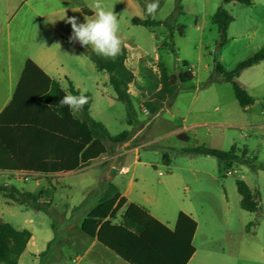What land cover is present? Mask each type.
<instances>
[{
	"label": "rangeland",
	"instance_id": "obj_1",
	"mask_svg": "<svg viewBox=\"0 0 264 264\" xmlns=\"http://www.w3.org/2000/svg\"><path fill=\"white\" fill-rule=\"evenodd\" d=\"M144 1L141 3L144 11L139 12L122 0L105 4L106 10L118 15L122 46L141 49V56L131 53L127 57L135 75L130 86L135 116L130 124L126 121L124 104L115 99L108 74L97 71L82 48L70 44L66 38L58 60L74 88L91 95L89 114L94 120L101 122L111 135L126 131L130 137L138 131L133 144H147L139 149L141 162L146 165H133L132 154L125 158V165L130 168L125 178L133 175L137 193H143L168 217L189 207L193 211L197 221L193 239L196 253L189 264H264V128L255 127L264 123V60L244 69L237 78L254 99V104L246 110L238 105L231 85L213 73L214 60L223 71H230L264 48V0H251L249 5L237 2L222 5L233 20L221 46L210 20L221 0H159L154 15L146 12L152 0ZM134 15L160 23L154 27L133 25L130 20ZM42 24L34 25V30L41 32L43 28L45 32L44 21ZM34 44L50 52L56 49L51 38L38 39ZM158 63L168 74L186 70L182 69L186 63L193 77L178 83L173 100L150 114L145 103L157 87ZM209 78L213 80L209 82ZM62 86L67 88L66 80ZM185 125L191 128L186 132L189 138L184 140L173 132ZM107 144L109 152L114 154L122 143ZM196 145L224 151L232 146L238 151L246 148L247 158L255 167L243 161L223 162L209 155L181 152ZM164 154L169 158L168 163L162 160ZM98 170L91 163L64 176L53 202L48 200V191L37 184L36 177L19 176L21 180H10L16 188L34 192L41 209H36L30 200L22 205L8 203L0 194V220L17 229H32L41 244L48 234H54V249L36 260L27 255L21 264H48L58 253L69 254L66 245L60 249L65 237L64 203H68V197L78 201L82 191L95 182ZM228 170L231 174L226 175ZM235 179H242L258 193L257 211L247 212L240 207ZM93 201L96 198L90 194L83 206ZM70 215L68 212L66 218L73 217Z\"/></svg>",
	"mask_w": 264,
	"mask_h": 264
},
{
	"label": "trees",
	"instance_id": "obj_2",
	"mask_svg": "<svg viewBox=\"0 0 264 264\" xmlns=\"http://www.w3.org/2000/svg\"><path fill=\"white\" fill-rule=\"evenodd\" d=\"M230 2L251 4V0H221L210 18L219 35L218 46L225 42L228 24L233 20L222 7ZM130 21L134 25L149 27L160 23L137 17H132ZM79 47L84 50L97 71L108 74V83L115 93V99L124 104L126 121L130 124L135 110L128 86L134 75L126 66L125 48L122 47L121 54L116 59H105L90 47ZM261 60H264V48L240 61L230 71H223L214 60L213 73L221 75L222 80L231 85L238 105L244 110L253 105L254 99L237 78L244 69ZM182 69L186 70L168 74L161 63L157 64L159 86L145 103L150 114L173 100L178 83L192 79L193 72L186 63L182 64ZM212 80L209 78V82ZM69 93L81 94L70 81L67 88L63 89L58 81L48 76L32 59L25 60L12 97L0 111V171L39 174L47 179L54 173L83 168L107 153V142L121 144L127 139L126 131L111 135L101 122L90 116L89 93H83L89 97V103L84 105L78 116L72 114L67 106H60L58 101ZM176 137L187 139L181 133ZM181 152L209 155L223 162L243 161L249 167H255L247 158L246 148L238 151L232 146L224 151L196 145L182 149ZM162 160L168 163L169 158L164 154ZM235 187L240 195V207L247 212L257 211L258 193L252 191L242 179H235ZM0 194L8 201L20 205L30 200L36 209H41L36 194L3 185H0ZM117 215L119 220L114 222ZM196 228L197 222L180 211L174 229H169L143 206L128 203L120 195L119 189L110 182L106 183L100 199L81 223L84 234L95 238L127 264H186L195 251L192 239ZM30 237L29 230L17 229L0 220V264H18L19 256ZM52 242L50 240L47 243L39 257L49 252Z\"/></svg>",
	"mask_w": 264,
	"mask_h": 264
},
{
	"label": "crops",
	"instance_id": "obj_3",
	"mask_svg": "<svg viewBox=\"0 0 264 264\" xmlns=\"http://www.w3.org/2000/svg\"><path fill=\"white\" fill-rule=\"evenodd\" d=\"M113 1L114 0H102L104 6L105 4H112ZM122 1L130 5V7L135 10V12H139L141 9L144 11L143 8L145 7H143L141 4L145 2L144 0ZM93 4L94 0H0V111L10 101L20 77L23 64L27 58L32 59L48 76L58 81L61 88L64 89L62 86V82L64 80L67 81L68 86V82L70 80L66 76L63 66L58 60L59 52L63 51V42L72 34L71 26L66 23V18L75 16L79 18V21L84 20V17L93 18ZM179 11V13L183 12L181 7ZM132 17H137L139 19H151L141 18L136 15ZM43 21L45 23V32L43 31L44 34L42 32L43 28L41 29V32H38L34 30L33 27L37 24L43 25ZM49 38H51L54 44H56V49H53L51 52L47 48H39V45L34 44V42L38 39L47 40ZM74 43L77 47L80 46L78 41ZM34 45L36 46L34 47ZM122 47H124L126 51V66L131 70V68L128 66L129 64L127 57L131 53L141 56V49L139 47V50H135L130 48L128 45H123ZM133 81L128 86L129 94L130 86ZM158 86L159 84L157 79V87L155 88V91L158 89ZM262 113H264V110H262ZM78 114L79 112L75 115L78 116ZM255 127L262 129L264 128V123H261ZM189 128H191V126L185 125L184 127L174 131L173 134L176 136L177 134L181 133L188 139L189 137L187 136L186 132ZM137 132L133 136L127 137V139L121 145L117 146L114 154H111L108 149L105 155L91 162L93 166L99 168L98 176L92 186H88L84 191H82L81 197L78 201L74 202L71 197H66L68 199V203H64L66 206V211L64 214L66 225L63 228L65 237L63 238L62 242H60V249L61 245L62 247L66 245L70 252L65 256L61 253L56 254L54 258L50 259L48 264H69V262L71 264H127L117 255L101 245L95 238L87 236L81 230V223L84 217L88 211L98 202L106 187V183L108 182L114 184L119 189L120 195L123 196L128 203L133 202L143 206L154 218L171 230L175 227L177 215L180 211L188 214L196 221L195 215L190 207L188 210L181 209L175 212L172 216L168 217L165 211L160 210L157 206H155L154 203L145 198L143 193H137V190H135L137 183L133 180V175H130V177L127 179L125 178V176H127V174L130 172L129 165H125V158L128 155L132 154L133 165L147 164L145 162H141L139 153V149L144 148L147 144H133V139L137 136ZM85 167H88V165ZM85 167L71 172L54 173L49 175L47 179L45 176L39 174L27 175L16 172L0 171V179L3 180L0 185L13 186L11 185L10 180H21L19 176L36 177L37 184L48 191V200L50 199L53 202L54 194L57 192V187L62 178L69 174L83 170ZM232 172L235 173L236 170L234 169ZM225 174L229 175L231 172L228 170L225 172ZM91 187H94V190H91L90 192ZM18 190L28 192L25 190ZM30 193L34 194V192ZM90 194L93 196V198H96V201H93L94 203L85 207L83 206L84 202L87 200V197ZM6 201L8 200L6 199ZM8 203L13 202L9 201ZM68 212L71 215L73 214L72 218H66ZM118 220L119 217L117 215V218L114 219V222H117ZM27 230L31 232V237L27 242L25 250L19 256L18 264H21L22 258L27 255L31 256L33 260L39 258V254L45 250L47 243L54 238V234H48L41 244L36 239L34 231L32 229ZM52 249H54L53 245L51 246L50 250ZM195 253L196 249L186 264L190 263Z\"/></svg>",
	"mask_w": 264,
	"mask_h": 264
},
{
	"label": "clouds",
	"instance_id": "obj_4",
	"mask_svg": "<svg viewBox=\"0 0 264 264\" xmlns=\"http://www.w3.org/2000/svg\"><path fill=\"white\" fill-rule=\"evenodd\" d=\"M158 8L159 0H152L147 4L146 12L154 15ZM93 9L94 17H84V22H79V18L75 16L66 18V23L72 30L68 42L71 44L78 41L81 46H90L97 55L105 59H116L121 54L123 44L118 15L113 10H106L102 0H94ZM88 103L89 97L83 93L65 94L58 101L60 106H67L72 114L80 112Z\"/></svg>",
	"mask_w": 264,
	"mask_h": 264
},
{
	"label": "built area",
	"instance_id": "obj_5",
	"mask_svg": "<svg viewBox=\"0 0 264 264\" xmlns=\"http://www.w3.org/2000/svg\"><path fill=\"white\" fill-rule=\"evenodd\" d=\"M159 174H160V172H159ZM25 178L27 179L28 177H27V176H25Z\"/></svg>",
	"mask_w": 264,
	"mask_h": 264
}]
</instances>
